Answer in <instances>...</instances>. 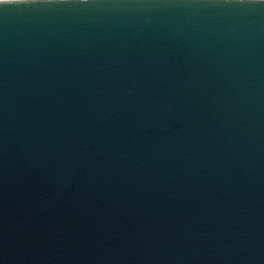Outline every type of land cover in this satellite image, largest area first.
Instances as JSON below:
<instances>
[{
    "label": "water",
    "instance_id": "obj_1",
    "mask_svg": "<svg viewBox=\"0 0 264 264\" xmlns=\"http://www.w3.org/2000/svg\"><path fill=\"white\" fill-rule=\"evenodd\" d=\"M0 264H264V0H0Z\"/></svg>",
    "mask_w": 264,
    "mask_h": 264
}]
</instances>
